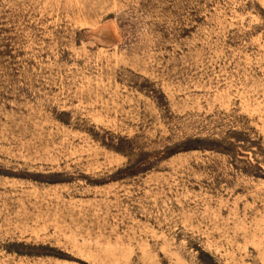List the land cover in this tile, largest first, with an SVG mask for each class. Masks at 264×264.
<instances>
[{"label": "rangeland", "instance_id": "obj_1", "mask_svg": "<svg viewBox=\"0 0 264 264\" xmlns=\"http://www.w3.org/2000/svg\"><path fill=\"white\" fill-rule=\"evenodd\" d=\"M0 264H264V0H0Z\"/></svg>", "mask_w": 264, "mask_h": 264}]
</instances>
